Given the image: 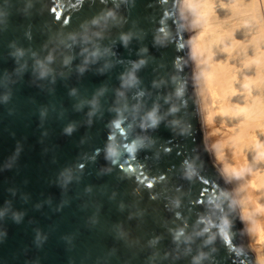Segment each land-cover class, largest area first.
Wrapping results in <instances>:
<instances>
[{"label": "clouds", "instance_id": "clouds-1", "mask_svg": "<svg viewBox=\"0 0 264 264\" xmlns=\"http://www.w3.org/2000/svg\"><path fill=\"white\" fill-rule=\"evenodd\" d=\"M160 2L168 6V11L160 26L151 31L152 48L167 50L179 39L182 42L176 51L183 54L171 60L162 56L150 87H143L138 73L156 58L149 47L139 48L140 58L119 77L115 106L110 109L116 119L109 125L111 132L103 149L105 161L115 166L126 153L135 158L137 153L152 152L159 161L161 150L155 134L161 127L184 142V158L162 193L165 207L175 217L174 226L165 225L170 244L162 247L165 236H153L145 246L149 254L144 264H221L218 257L225 245L230 252L246 257L248 264H264V0ZM37 4L42 0H28L25 13H31ZM135 4L136 0H118L115 9L86 17L70 30L63 26L53 30L46 25L48 38L42 48L46 55L13 43L9 55L17 67L12 73H4L0 88H7L12 76L22 77L29 69L35 80L51 77L55 83L58 63L70 68L78 57L82 58L77 70L83 74L89 65L114 56L103 41L110 28L127 23L118 14L120 7L131 9ZM43 10L39 7L37 11ZM147 35L137 29L121 32L118 39L128 48L133 40L143 42ZM29 53L31 67L26 58ZM111 67V62H106L100 71ZM105 91L101 89L91 101L77 105L78 111L85 103L90 105L89 126L100 111L99 97ZM71 94L75 95V90ZM10 100V91L0 95V104L7 105ZM40 116L43 121L47 110ZM201 130L205 133L203 142L197 140ZM75 131V124L63 128L66 136ZM171 151L163 148L164 154ZM209 172L213 178L211 190L205 189L203 199H193V187L201 181L208 184L205 176ZM74 178L73 169L67 168L59 174L57 183L67 189ZM133 215L143 216V212ZM6 216L19 223L24 213L6 202L0 208V221ZM117 235L128 242L129 234L122 226ZM5 236L0 231V241ZM46 239L37 231L38 247Z\"/></svg>", "mask_w": 264, "mask_h": 264}, {"label": "water", "instance_id": "water-1", "mask_svg": "<svg viewBox=\"0 0 264 264\" xmlns=\"http://www.w3.org/2000/svg\"><path fill=\"white\" fill-rule=\"evenodd\" d=\"M27 2L0 0L4 14L0 16V79L17 67L9 55L14 50L10 45L46 55L42 51L48 38L46 25L53 30L76 28L86 17L115 9L118 0H42L26 14ZM39 7H43L42 13H38ZM166 11L168 6L160 0H136L131 9L122 5L118 14L127 23L110 28L103 41L114 56L89 65L83 74L77 70L82 58L70 68L58 63L55 83L51 77L35 80L29 69L22 77L12 76L7 88H0V95L11 92L9 103L0 104V208L10 202L15 211L24 213L19 223L9 216L0 221V231L6 233L0 241V264H144L149 254L145 246L153 236L164 235L162 247L169 246L165 225L174 226L175 217L165 207L162 193L184 158V142L161 127L155 134L161 150L159 161L152 152L137 153L135 158L126 153L112 166L105 161L103 151L111 132L109 125L116 119L110 109L115 106L119 77L140 58L139 48L149 47L156 58L138 73L143 87H150L162 56L171 60L183 54L176 51L182 42L179 39L167 50L152 48L151 31L160 26ZM137 29L148 33L146 39L133 40L125 48L119 34ZM26 58L31 67L30 53ZM106 62L112 67L101 72ZM101 89L106 91L99 97L100 111L89 126L90 105L85 103L81 111L77 105L91 101ZM45 109L47 116L42 121L40 113ZM69 124H75L76 131L66 136L63 128ZM197 140L203 142V130ZM164 147L172 151L164 154ZM67 168L73 169L75 178L64 189L57 178ZM205 179L208 184L201 181L193 187V199H203L205 189L211 190L212 173ZM139 212L143 216L133 215ZM121 226L129 234L128 242L118 238ZM37 231L47 237L39 247L35 243ZM218 259L221 264H248L246 257L230 252L227 245L221 248Z\"/></svg>", "mask_w": 264, "mask_h": 264}, {"label": "bare ground", "instance_id": "bare-ground-1", "mask_svg": "<svg viewBox=\"0 0 264 264\" xmlns=\"http://www.w3.org/2000/svg\"><path fill=\"white\" fill-rule=\"evenodd\" d=\"M217 119H219V118H217ZM216 127L218 128L219 125L217 124ZM209 132H211V129H209ZM203 136H204V138H205V133H204V132H203Z\"/></svg>", "mask_w": 264, "mask_h": 264}]
</instances>
